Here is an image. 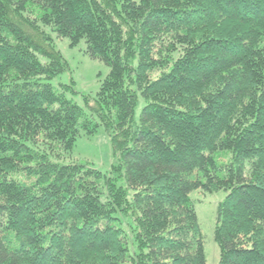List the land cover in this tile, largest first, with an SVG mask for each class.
Listing matches in <instances>:
<instances>
[{"label": "trees", "instance_id": "trees-1", "mask_svg": "<svg viewBox=\"0 0 264 264\" xmlns=\"http://www.w3.org/2000/svg\"><path fill=\"white\" fill-rule=\"evenodd\" d=\"M52 33L109 68L89 112ZM99 124L112 176L60 163ZM197 189L217 264H264V0H0V264H205Z\"/></svg>", "mask_w": 264, "mask_h": 264}, {"label": "rangeland", "instance_id": "rangeland-1", "mask_svg": "<svg viewBox=\"0 0 264 264\" xmlns=\"http://www.w3.org/2000/svg\"><path fill=\"white\" fill-rule=\"evenodd\" d=\"M52 36V45L64 60L65 69L47 81L59 92H63L66 98L89 112V108L85 103V96L90 100L96 96L101 82L108 74L109 68L102 61L90 58L85 53L86 44L84 40L71 46L68 38H57L54 33H52ZM143 106L144 100L138 93L133 112L135 122H138L139 113ZM115 162L116 156L110 137L106 129L100 124L97 126L96 131L90 135H86L81 131L71 151L60 160V163L63 164L88 163L107 176H112L111 167ZM116 184L122 186L124 181L117 180ZM132 192V190H128L129 195ZM225 195L226 191L224 190L209 192L197 189L190 193L202 233L205 264L218 263L219 250L213 237V230L218 203L224 199ZM130 247L132 250L135 249V245L132 243H130Z\"/></svg>", "mask_w": 264, "mask_h": 264}]
</instances>
